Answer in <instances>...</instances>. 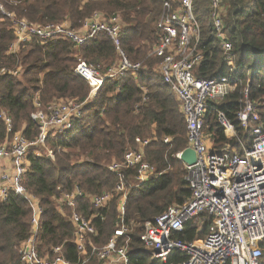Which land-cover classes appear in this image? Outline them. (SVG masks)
<instances>
[{
    "label": "trees",
    "instance_id": "1",
    "mask_svg": "<svg viewBox=\"0 0 264 264\" xmlns=\"http://www.w3.org/2000/svg\"><path fill=\"white\" fill-rule=\"evenodd\" d=\"M163 1L2 0L7 10L36 25L66 22L78 29L94 13H103L105 18L117 16L122 48L131 61L143 64L135 75L127 72L105 80L97 96L83 107L81 120L70 130L56 136L48 134L46 146L54 159L44 153L37 156L35 148L27 154L22 183L44 210L37 240L41 256H51L50 247L62 246L61 255L71 262L77 261L69 221L71 209L66 206L61 211L56 209L60 193L70 192L74 187L83 193L75 211L86 219L95 216L92 224L97 233L89 237L91 241L101 246L112 236L120 221L119 196L113 192L116 177L106 166L120 161L126 150L138 149L136 137L149 139L143 150L144 159L160 175L129 192L123 217L129 236L121 239L120 244L127 239L130 264H150V259L139 253L144 222L190 197L184 165L175 156L187 146L186 121L176 96L156 72L160 58L149 54L159 37L155 24ZM209 4L210 0H193L202 53L194 74L207 79L226 76L236 81L234 91L213 105L226 115L236 135L249 146L251 132L239 126L235 114L248 85V98L257 105L264 126V0H222V31L235 54L234 73L222 62L223 51L209 17ZM13 40L9 20L0 17V69L17 70L16 76L0 75V145L15 133L29 142L37 138L39 130L31 118L36 110L34 98L42 106L87 98L89 85L73 71L78 59L102 65V72L117 59L114 46L104 33L78 47L60 38L44 42L32 38L16 53H9ZM3 114L11 119V132L6 129ZM202 132L210 135L214 148L220 149L226 143L238 147L237 138L226 135L217 113L209 108L204 112ZM165 137L169 138L167 143L163 141ZM105 192L113 197L104 208L96 209L89 197ZM29 218L26 201L14 192L9 191L0 200V264H22L18 248L29 234ZM201 221L205 227L209 222L192 219L176 235L185 242L201 238L203 234L197 233ZM185 258L184 253L174 252L169 260L177 264ZM261 259L264 264V254Z\"/></svg>",
    "mask_w": 264,
    "mask_h": 264
},
{
    "label": "built area",
    "instance_id": "2",
    "mask_svg": "<svg viewBox=\"0 0 264 264\" xmlns=\"http://www.w3.org/2000/svg\"><path fill=\"white\" fill-rule=\"evenodd\" d=\"M82 2L86 0H81ZM13 3H15L13 1ZM0 17L7 18L14 34L9 53H16L20 46L37 38L41 42L54 38L70 41L74 47L83 45L87 40L100 33L111 40L117 61L106 66L102 72L97 64L77 60L74 73L89 85V93L81 102H53L42 106L34 98L36 110L31 118L39 130L37 138L29 142L15 133L0 145V200H4L9 191L22 197L29 209V234L18 248L22 264H130L128 241L129 228L123 217L126 202L131 189L157 177L155 168L144 159V147L149 139L135 138L138 149H129L123 153L120 161L114 160L106 166L116 177L113 192L119 196L117 210L119 224L112 236L101 246L89 238L97 230L92 218L86 219L75 211L79 198L83 196L79 187L70 192L60 193L56 199V209L64 206L71 209L69 221L73 226V241L77 252V261L71 262L61 255L62 246L50 247L51 256H41L37 251L39 226L43 207L38 198L28 192L22 183L25 173L26 157L29 151L36 149V155L44 153L54 159L53 152L46 146L49 133L53 136L70 130L82 118V109L96 96L107 79L130 72L135 75L142 69L141 62L131 61L121 43V23L117 16L103 17L94 13L85 19L78 29L68 23H48L36 25L9 11L0 0ZM209 17L216 38L223 51L222 62L231 73L237 71L235 54L223 33L222 0H210ZM159 32L156 45L150 54L160 58L156 66L165 84H167L180 103V110L186 121L187 146L191 148L196 161L184 165V180L190 190V197L180 205H171L163 213L144 222L139 236V253L150 259V264H174L169 260L174 252H182L186 258L177 264H263L264 254V126L261 124L257 105L248 98V85L244 89V99L236 112V121L244 130L251 132L249 146L239 138L234 125L226 115L213 104L233 92L236 81L226 76L216 79L195 76L194 68L202 59L199 49L200 27L194 13L193 0H164L162 12L155 24ZM17 75V70L1 68L0 75ZM217 113L219 124L227 136L237 138L238 147L226 143L222 148H214L210 135L202 132L203 116L207 109ZM6 129L11 132V119L3 114ZM164 143L169 138L163 139ZM44 147L45 151L40 147ZM181 151L176 153L179 158ZM109 192L89 197L96 209H102L112 198ZM192 219L209 222L197 228L199 239L190 242L181 240L176 234ZM133 223L130 224V227ZM205 229V232H204ZM131 230V228H130Z\"/></svg>",
    "mask_w": 264,
    "mask_h": 264
},
{
    "label": "water",
    "instance_id": "3",
    "mask_svg": "<svg viewBox=\"0 0 264 264\" xmlns=\"http://www.w3.org/2000/svg\"><path fill=\"white\" fill-rule=\"evenodd\" d=\"M40 147L44 149V147H42V145H40ZM182 163L191 165L196 161V155L194 153V151L191 148H185L181 151L179 158H178Z\"/></svg>",
    "mask_w": 264,
    "mask_h": 264
},
{
    "label": "rangeland",
    "instance_id": "4",
    "mask_svg": "<svg viewBox=\"0 0 264 264\" xmlns=\"http://www.w3.org/2000/svg\"><path fill=\"white\" fill-rule=\"evenodd\" d=\"M195 13V12H194ZM102 15H103V13H102ZM224 15V14H223ZM29 42V41H28ZM21 47V46H20ZM150 54V53H149ZM151 55V54H150ZM154 57H156V56H154ZM117 61V59H115V61L114 62H112L111 64H114L115 62ZM142 63V62H141ZM110 65V64H109ZM143 65V64H142ZM105 66V65H104ZM103 66L102 65H100V69H103L102 68ZM48 147V146H47ZM48 149H49V147H48ZM45 151V153H46V149L44 150ZM201 227V226H200Z\"/></svg>",
    "mask_w": 264,
    "mask_h": 264
},
{
    "label": "crops",
    "instance_id": "5",
    "mask_svg": "<svg viewBox=\"0 0 264 264\" xmlns=\"http://www.w3.org/2000/svg\"><path fill=\"white\" fill-rule=\"evenodd\" d=\"M6 163H7L6 161H0V165L6 164Z\"/></svg>",
    "mask_w": 264,
    "mask_h": 264
}]
</instances>
